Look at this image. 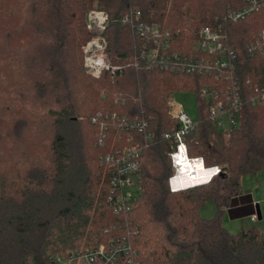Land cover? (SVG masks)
<instances>
[{
  "label": "trees",
  "instance_id": "obj_1",
  "mask_svg": "<svg viewBox=\"0 0 264 264\" xmlns=\"http://www.w3.org/2000/svg\"><path fill=\"white\" fill-rule=\"evenodd\" d=\"M242 6V0H0V264H51L52 256L126 235L131 264H264V233L251 228L233 235L222 225L226 210L233 218L235 211L251 216L247 202L232 205L241 177L264 170V106H245L239 127L228 131L200 115L186 135L188 155L222 173L171 192L176 144L164 135L178 124L168 100L194 93L199 110L200 90L221 82L137 70L134 36L121 22L139 11L144 22L169 33L173 52L186 54L203 28H220L242 85L264 84V52L247 53L264 30V8L239 22L226 20ZM93 9L109 15L107 56L118 67L99 78L87 73L83 56ZM98 114L149 120L152 138L137 176L141 196L129 212L114 213L110 170L101 158L140 134L111 123L102 131L93 122ZM209 201L216 213L205 219L199 210Z\"/></svg>",
  "mask_w": 264,
  "mask_h": 264
},
{
  "label": "built area",
  "instance_id": "obj_2",
  "mask_svg": "<svg viewBox=\"0 0 264 264\" xmlns=\"http://www.w3.org/2000/svg\"><path fill=\"white\" fill-rule=\"evenodd\" d=\"M243 6L226 15V20L239 22L264 8V0H242ZM121 22L128 25L134 36L136 54L133 66L137 70H160L173 74H191L204 76L220 81V86L205 87L200 90L199 97L203 99V106L199 109L201 117L210 122L219 131H228L238 128L241 113L245 106L259 108L264 106V84L242 85L237 75L236 55L227 43L228 35L220 28L205 27L201 30L199 40L192 54L178 53L171 50V39L168 32L162 31L156 25L144 22L139 11H131ZM109 24V15L102 10L93 9L86 15V29L91 38L83 47L84 67L89 75L99 78L104 71L115 74L118 67L112 66L107 56L108 42L104 32ZM264 52V30L247 44V53L250 57ZM171 111L176 104L172 98L168 102ZM173 114V112H172ZM178 127L171 133L164 135L165 139H172L176 144L171 154L174 176L169 180L171 192H177L205 182L186 187L180 186L183 182L177 181L182 163V156L190 162H201L202 169L210 174V182L215 176L222 173L221 167L207 168L202 158L191 159L188 155L186 135L195 127L188 113L178 107V113L173 114ZM93 122L98 124L102 131H106L110 123L121 129L136 130L140 140L131 146L117 150L101 158L102 164L109 167L110 187L114 213H125L131 210V189L137 186V176L140 173L141 157L148 141L152 138L149 129V120L144 114L132 119H121L116 115L98 114ZM106 137L105 134L103 136ZM130 140V139H129ZM103 144V138L100 139ZM191 179H194L192 172ZM257 221V216L251 218ZM133 257L130 236H122L107 245H100L85 250H74L63 255L51 257V264H131Z\"/></svg>",
  "mask_w": 264,
  "mask_h": 264
},
{
  "label": "rangeland",
  "instance_id": "obj_3",
  "mask_svg": "<svg viewBox=\"0 0 264 264\" xmlns=\"http://www.w3.org/2000/svg\"><path fill=\"white\" fill-rule=\"evenodd\" d=\"M169 101V100H168ZM167 101V102H168ZM172 101L176 104V107L172 109L173 114L178 113V107H182L189 115L193 122H198L200 119L199 110L197 107V99L194 93L180 92L174 94ZM240 191L244 194L248 193L254 200V212L257 215L256 205L259 206L261 213V220L251 222L250 218H243L237 220H231L225 211L222 217L223 227L231 234L236 235L241 231L251 228L258 229L261 233H264V170L254 174L243 175L240 179ZM132 196L135 199L140 198L141 191L138 186L131 189ZM216 213V206L214 202L209 201L203 207L200 208V217L209 219Z\"/></svg>",
  "mask_w": 264,
  "mask_h": 264
},
{
  "label": "bare ground",
  "instance_id": "obj_4",
  "mask_svg": "<svg viewBox=\"0 0 264 264\" xmlns=\"http://www.w3.org/2000/svg\"><path fill=\"white\" fill-rule=\"evenodd\" d=\"M182 163V168L180 170L179 177L174 180V183L177 181H182L183 183L180 186H192L197 183L201 182H207L210 178V173L203 171L201 162H190L187 160V157L185 158L182 156V159L180 160ZM194 173V179H191V174Z\"/></svg>",
  "mask_w": 264,
  "mask_h": 264
},
{
  "label": "crops",
  "instance_id": "obj_5",
  "mask_svg": "<svg viewBox=\"0 0 264 264\" xmlns=\"http://www.w3.org/2000/svg\"><path fill=\"white\" fill-rule=\"evenodd\" d=\"M244 197L247 198V201H244ZM244 202H247L248 205H249L248 210L250 211V214H251V216H250L249 218H250V220H251V218H252L253 216H255L256 214H255V212H254V200H253V198H252V196H251L250 194H248V193L244 194V193H242V192L240 191V193H239V194L235 197V199H234V202H233L232 208L238 209L239 207H241V206L244 205ZM257 206H258V205H256V207H257ZM226 212H227V214H228V216H229V218H230L231 220L243 219V218H247V217H248V216H246V217H241V216H242L241 212H240V211H235V212H233V215H234L235 218H233L227 210H226ZM256 216H257V215H256ZM257 220H259V219H258V216H257ZM251 222H252V221H251ZM255 222H256V221H255ZM253 223H254V222H253Z\"/></svg>",
  "mask_w": 264,
  "mask_h": 264
},
{
  "label": "water",
  "instance_id": "obj_6",
  "mask_svg": "<svg viewBox=\"0 0 264 264\" xmlns=\"http://www.w3.org/2000/svg\"><path fill=\"white\" fill-rule=\"evenodd\" d=\"M257 209V216H258V219L261 220V213H260V210H259V206L256 207Z\"/></svg>",
  "mask_w": 264,
  "mask_h": 264
}]
</instances>
